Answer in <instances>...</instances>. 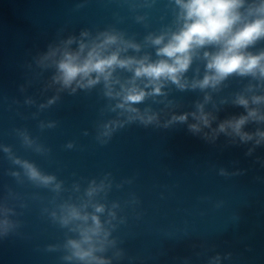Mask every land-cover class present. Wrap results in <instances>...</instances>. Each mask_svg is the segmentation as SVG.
<instances>
[{"label":"water","instance_id":"water-1","mask_svg":"<svg viewBox=\"0 0 264 264\" xmlns=\"http://www.w3.org/2000/svg\"><path fill=\"white\" fill-rule=\"evenodd\" d=\"M79 3L84 7L77 10ZM145 12L151 29L167 22L164 0L137 12L125 0H0V143L11 145L17 155L34 161L43 171L55 173L66 187L108 172L116 183L132 180L109 194V200L122 204L133 196L139 201L121 213L127 222L113 236L125 254L113 264H208L216 254L222 257L220 264H264V166L260 162L264 147L249 157L245 152L251 145H232L223 135L210 145L190 134L186 125L165 130L138 124L126 126L108 144L100 145L94 139L95 123L106 101L97 91L62 94L56 105L36 119L32 113L37 109L23 104L26 95L38 102L53 95L54 90L42 93L43 80L50 73L37 80L39 70L32 57L60 29L66 36L82 28L116 25L142 40L149 29L137 24L134 16ZM30 80L27 92L21 93L19 86ZM240 87L242 83L233 80L214 96L217 105L229 98L228 104L219 105L220 119L243 111L230 103L231 93ZM172 96L177 112L191 110L201 99L198 92L173 91ZM17 100L19 104L14 103ZM40 120L58 123L42 131ZM14 128H27L50 154L41 156L23 148ZM85 130L88 135L83 134ZM69 141L76 144L72 150L64 147ZM221 167L230 173L237 168L246 171L225 177L219 174ZM12 169L0 152V199L11 189L27 204L23 209L17 206L22 213L17 217L22 222L17 233L0 240V264H63L61 252L46 250L49 244L62 243L65 231L42 213L52 193L27 181L18 184L8 174ZM34 195L39 198L33 199ZM228 253L231 257L223 259Z\"/></svg>","mask_w":264,"mask_h":264},{"label":"clouds","instance_id":"clouds-1","mask_svg":"<svg viewBox=\"0 0 264 264\" xmlns=\"http://www.w3.org/2000/svg\"><path fill=\"white\" fill-rule=\"evenodd\" d=\"M125 2L137 12L154 8L160 0ZM82 7L84 3L76 5L77 10ZM164 7L167 22L156 29H151L147 12L134 16L137 24L149 29L142 40L116 25L82 28L78 34L66 36L60 29L56 38L32 57L39 70L37 80L50 73L43 80L42 93L54 90L53 95L42 102L26 95L23 104L37 109L32 113L36 119L56 105L62 94L74 96L95 90L106 101L95 123L94 139L100 145L108 144L119 130L133 124L165 130L186 125L190 134L210 145H215L221 135L232 145H251L245 156H253L257 148L264 147V47H258L264 45V0H164ZM233 80L240 81L242 87L231 93L230 103L243 111L220 119L219 105L228 104L229 98H222L217 105L214 96L228 89ZM31 84V80L21 84L19 91L26 93ZM173 91L198 92L201 99L191 110L177 112ZM57 123L40 120L38 127L43 131ZM12 132L23 148L41 156L50 154L51 150L27 128ZM83 134L88 135L87 130ZM64 147L72 150L76 144L69 141ZM0 152L14 166L8 174L18 184L27 181L52 193L42 213L65 231L63 242L47 245V251L61 252L63 264H113L124 257L113 233L127 222L121 215L124 207L139 201L133 196L122 204L109 200V194L114 187L121 189L125 183H132L131 179L116 183L108 172L81 178L66 187L55 173L45 172L34 161L17 155L11 145L0 143ZM260 162L264 166V161ZM245 171L237 168L230 173L221 167L219 174L227 177ZM17 206L23 209L27 204L9 189L0 199V240L21 227L17 217L22 213ZM230 257L228 253L223 259ZM221 259L216 254L208 264H220Z\"/></svg>","mask_w":264,"mask_h":264}]
</instances>
